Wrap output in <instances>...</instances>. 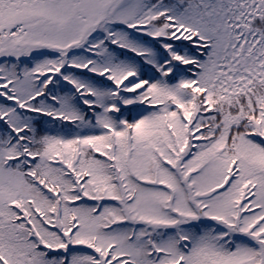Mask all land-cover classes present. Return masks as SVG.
Wrapping results in <instances>:
<instances>
[{
  "label": "snow or ice",
  "instance_id": "6c2138e0",
  "mask_svg": "<svg viewBox=\"0 0 264 264\" xmlns=\"http://www.w3.org/2000/svg\"><path fill=\"white\" fill-rule=\"evenodd\" d=\"M0 264H264V0H0Z\"/></svg>",
  "mask_w": 264,
  "mask_h": 264
}]
</instances>
